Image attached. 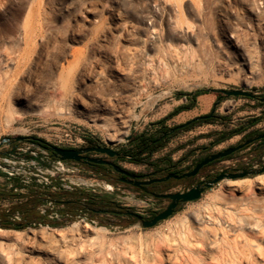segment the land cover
<instances>
[{"label":"rangeland","instance_id":"obj_1","mask_svg":"<svg viewBox=\"0 0 264 264\" xmlns=\"http://www.w3.org/2000/svg\"><path fill=\"white\" fill-rule=\"evenodd\" d=\"M127 47L138 48L148 55L149 60L144 65L132 69L129 80L132 85H145L146 91L137 98L136 108L129 110V130L111 140L116 135L113 121L94 123L74 106L62 108L48 86V79L54 62L71 52L70 69H85L81 76L84 81L75 86V94L92 100L94 86L90 79L96 71L116 78L111 67L116 64L124 67L119 52ZM7 56L14 59L0 63V76L15 84L22 82L27 91L18 98L10 95L8 88H0V143L6 137L36 136L53 146L80 148L92 140L98 146L121 152L132 135L152 130V123L167 117L175 107L186 102V99L177 100L176 92L198 89H241L254 97H227L212 91L200 96L195 109L177 115L166 124L172 128L179 126L208 114L215 107V114L228 118L227 124L199 123L180 129L157 157L170 155L177 162L188 151L197 149L192 157L179 164L178 169L185 170L199 157L240 144L249 135L264 133V118L254 123L264 116V104L258 100L264 98V0H0V60ZM40 56L44 59L41 63ZM219 96L223 98L220 104ZM244 126L247 129L243 133L211 146L221 132ZM28 145L24 141L19 144L24 148ZM12 148V144L4 143L0 157ZM29 158L26 157L28 163L24 167L15 165L23 172L18 178L28 181L29 188L47 190L48 185L42 183L38 171L40 168L45 172L43 176L50 177L54 173L59 186L65 182L77 184L75 189L114 200L142 216L148 217L167 204L166 200L145 196L133 187L113 184L96 171L73 162L66 161L65 170H60L56 169L58 159L41 166V159L33 164ZM118 165L140 175L151 173L147 166L122 159L118 160ZM263 165L264 142H256L215 163L194 179L164 189L171 193L182 192L225 169L230 172L258 170ZM259 175L264 173L241 179ZM82 180L91 184L85 185ZM226 181L205 190L199 200L180 205L172 217L151 229L143 228L140 221L129 215H92L79 205L69 208L45 202L37 211L42 216L48 213L51 223L32 224L23 230L0 228V252L10 254L15 264H24L28 257L38 258L37 253L28 251L29 244L47 243L72 252L80 264H120L130 259H133L131 264H144L147 252L152 253L153 245L161 241L174 245L177 255L173 264H214V249H195L201 237L194 222L197 215L207 216L213 212L219 206V199L229 194ZM13 183L0 174V189L9 190ZM105 184L114 190L108 191ZM29 188L18 193L26 197ZM50 192L55 193V190ZM25 197L0 200V206L9 209ZM259 197L264 198V194ZM243 208L248 209L246 214L253 215L252 221L264 215L263 210L255 206ZM16 217L23 219L21 213H14L9 219L20 222ZM37 222L43 223L40 219ZM75 223L77 226L73 227ZM89 229L95 235H88L86 230ZM189 229L194 235L191 249L181 243ZM61 231L68 240L65 245L56 237ZM257 237L264 239L262 235ZM85 250H90L88 256ZM41 260L42 264H57L44 255Z\"/></svg>","mask_w":264,"mask_h":264},{"label":"bare ground","instance_id":"obj_2","mask_svg":"<svg viewBox=\"0 0 264 264\" xmlns=\"http://www.w3.org/2000/svg\"><path fill=\"white\" fill-rule=\"evenodd\" d=\"M72 54L70 52L63 58H58L50 69L48 86L53 96L59 99L62 108L74 106L82 114L90 117L94 123L108 124L113 121L116 135L111 140H116L115 137L126 133L130 122L129 110L136 108L137 98H140L146 91L145 85H132L129 80L133 74L132 69L144 65L149 60L148 55L138 48H122L119 56L124 62V67L120 64L111 67L117 75L114 79L96 71L90 79L94 86L93 98L90 100L75 94V86L84 81L82 77L85 69L82 68L79 71L70 69L72 62L69 57ZM13 59L7 56L6 59L0 60V63H9ZM42 61H44L43 57L39 62ZM35 69H37V64ZM0 88H8L10 95L18 98H21L22 94L27 91V87L22 82L15 84L1 76ZM64 169V165L61 164L60 170ZM226 180L225 186L229 194L219 199V206L213 212L207 216L197 215L195 218L194 223L201 237L200 242L196 241L199 247L195 249L197 251L214 249L216 252L213 258L214 264H264V239L261 241L257 237L264 236V215L262 218L259 217V220L252 221L253 215L246 214L248 209H241L242 206L250 205L264 212V198L259 197V194H264V175L241 180ZM82 183L91 184L86 180H82ZM104 187L108 191L111 190L107 184ZM238 193L241 195H237ZM224 204L227 207L223 208ZM76 226L77 224L73 225V227ZM190 230L181 240V243L187 245L189 249L194 244L192 239L194 235ZM86 232L88 235H95L91 229ZM41 235L45 236L44 231H41ZM56 237L63 245L68 242L64 231L59 232ZM153 246L152 253L147 252L143 258L144 264H173L177 255L173 244L158 241ZM27 247L30 253H37L38 258L28 257L24 264H42V255L57 264H80L72 252L60 249L58 245L31 243ZM84 253L88 256L90 250H85ZM129 261L120 264L133 263V259ZM0 264L15 263L10 254L0 252Z\"/></svg>","mask_w":264,"mask_h":264},{"label":"trees","instance_id":"obj_3","mask_svg":"<svg viewBox=\"0 0 264 264\" xmlns=\"http://www.w3.org/2000/svg\"><path fill=\"white\" fill-rule=\"evenodd\" d=\"M206 94H209L208 89H198L194 92H187V91L176 92L175 98L177 100L186 99V102L175 107L174 110L167 117L152 123L151 124L152 130L143 131L141 133L132 135L129 138V142L127 146L121 149L120 159L133 163L135 165H144L149 167V169H151V173L145 176L159 175V174L166 176L170 173L182 174L184 172L191 171L197 163H199L205 157L210 155L199 157L191 168L185 170H179L178 169L179 164L183 161H186L188 158L192 157L196 153L197 149L188 151L185 154V156L177 162H175L170 155H163L161 157H157V155L168 146L172 136H174L175 133L178 132L180 129L182 130L189 129L199 123L213 124L219 122L221 124H227L228 118H226L225 116H220L218 114H215L214 110L216 109V107L208 114L200 116V119H198L197 117L173 128L169 127L166 124L168 120L176 117L177 115L195 109L197 107L198 98ZM238 98H242V97H238ZM221 99H223L222 96H219L220 101L218 102V104L222 102ZM258 100H261L262 101L261 104H264V98L263 99L259 98ZM262 118H264V116H261L260 118L254 120V123H257ZM246 129H247L246 126H244L238 128L237 130H231L229 132H221L219 136L214 141L211 142V146H216L226 141L227 139L233 137L234 135L241 134L244 131H246ZM261 134L263 133H258L254 136L249 135L246 138H244L242 143L249 140L252 137H257ZM255 140L257 139L255 138ZM23 141L32 143L48 151H49V146H51V144L36 136L24 137ZM261 142H264V140H261ZM20 143L21 142L16 140L9 142V144L13 145V148ZM254 143L247 145L243 149L249 147ZM89 144L98 146L92 140H89ZM235 153L231 154L226 158L208 164L207 166L201 169L200 173H202L205 169L211 167L215 163L230 158ZM107 171L108 170L106 166H101L100 169L96 170V172L101 176L102 179L111 182L109 180L110 176L108 175ZM194 178L195 177L184 178L180 181L171 179L170 182L172 183H170V185L186 180H192ZM46 194H48V196L52 199V201L56 203L64 204L69 208H73L74 206L79 205L82 207L83 210L90 211L92 215L110 214L112 216H119L115 211V209L118 208L125 210V214L123 215H127L126 212L130 211V208L121 206L118 202L114 200H111L109 198L100 195L92 194L86 190L75 189L74 192L61 190L55 193H50L48 189L40 190V188H34L32 186L29 188V195L25 197V196H21L20 193L15 192L13 189H9V190L0 189V200L21 199L24 197L26 198L25 200H18L16 203H13L9 209H4L0 206V228L4 230H23L27 226L32 224H34L35 226H39L41 224L49 225L51 221L48 218V213L42 216L37 211V207L44 203L46 199L44 195ZM155 212L156 211H153L151 214ZM14 213H21L23 219L20 222L11 221L9 219V216L13 215ZM73 218H75V216H73ZM39 219L42 220L43 223L37 222V220Z\"/></svg>","mask_w":264,"mask_h":264},{"label":"water","instance_id":"obj_4","mask_svg":"<svg viewBox=\"0 0 264 264\" xmlns=\"http://www.w3.org/2000/svg\"><path fill=\"white\" fill-rule=\"evenodd\" d=\"M208 91L222 93L223 95L227 97H231V96L254 97V95L251 92H248L246 90H241V89H233V90L208 89ZM198 119H200V117H198ZM256 139L257 140L264 139V133L257 136ZM11 140H12L11 137L4 138L3 141L0 143V147L4 143H9ZM13 140L21 142L24 140V137H15L13 138ZM253 141L254 139H249L241 144H238V145L226 148L220 152L211 154L210 156L205 157L202 161L197 163L191 171L184 172L182 174L170 173L162 178H155V179L147 180L145 182H135V183H133L132 181H129V182L133 183L135 186H142V185H151L153 183H158V182H164L170 179L180 180L184 178L196 177L200 173L201 169L207 166L208 164L230 156L231 154L253 143ZM49 149L54 152L53 156L59 157L61 161H80L81 159H86L88 162L94 163V164L111 165L113 166L115 171L123 173L125 175H130L128 171L122 169L121 167L117 165L112 164L111 162L107 160L97 159V158H87V157L82 156V153L93 152V151L97 153H101V154H106L109 157L118 156L119 152L109 147L96 146V147L89 148V149H64L61 147L51 145L49 146ZM256 173L258 174L264 173V165L258 170L243 169L237 172H230L229 169H225L221 171L218 175H216L214 178L202 180L199 184H197L196 186L188 190H185L182 192L171 193V194L158 195L157 197L171 200V203L167 206L165 210L157 213L151 219H143L142 215L132 212V211H127L126 214L140 220L143 228L151 229V228L156 227L159 223L172 217L175 214V211L179 204H186L189 202H194V201L199 200L202 194L205 192V190L212 188L213 185L218 184L224 179L236 180V179L245 178L249 175H253ZM132 176L135 177V175H132Z\"/></svg>","mask_w":264,"mask_h":264},{"label":"flooded vegetation","instance_id":"obj_5","mask_svg":"<svg viewBox=\"0 0 264 264\" xmlns=\"http://www.w3.org/2000/svg\"><path fill=\"white\" fill-rule=\"evenodd\" d=\"M255 138L256 137L250 138V139H254L253 143L254 142H259L260 143L261 140H264V139L255 140ZM12 141L13 140H11L10 142H12ZM93 147H96V145H92V144L88 143V144H86V145H84V146H82L80 148H69V147H61V148H64V149H89V148H93ZM49 153L54 159H59V157H54L53 156L54 152L51 151L50 149H49ZM82 156L87 157V158L104 159V160H107V161L111 162L114 165L119 166L118 165V160L121 158V152H119L118 156H114V157H109L106 154H101V153H97V152H94V151L93 152L82 153ZM69 162L76 163V164L81 165L84 168H87V169L92 170V171H96V170L100 169L101 166H106L107 170H108L107 173L110 176L109 180L113 184H117L118 183V184L127 185V186L135 188L139 192L143 193L145 196H149V197H153V198H156V199H162V200H166L167 201V204H166V206L164 208L156 211L155 213L151 214L148 217L142 216L143 219H151V218H153L157 213L165 210L167 208V206L171 203V200H169V199L157 197L158 195L171 194V192L167 191L168 189H164V188L168 187L170 185V183H172V182H170L171 179L168 180V181H164V182L153 183L151 185L135 186L133 184L135 182H145L147 180L164 177L161 174L145 176V175H140V174H136V173L130 172V171L124 169L122 166H119L122 169H124V170H126V171H128L130 173V175H125L123 173L115 171L113 166H111V165L94 164V163L88 162L86 159H81L80 161H69ZM132 175H135V177H133ZM207 179H212V176H208ZM174 180H176V179H174ZM180 180H182V179H180ZM180 180H176V181H180ZM129 181H132L133 183H130ZM201 181L202 180H199L197 183L192 184L190 187L185 188L183 191L188 190V189L196 186ZM180 205H182V204H179L178 207ZM115 211L117 212L118 215L125 214V210H123L121 208L115 209ZM138 221H140V220H138Z\"/></svg>","mask_w":264,"mask_h":264},{"label":"built area","instance_id":"obj_6","mask_svg":"<svg viewBox=\"0 0 264 264\" xmlns=\"http://www.w3.org/2000/svg\"><path fill=\"white\" fill-rule=\"evenodd\" d=\"M29 143V142H26ZM29 156L30 160L32 161L33 164L37 163V159H41L42 165L44 163H50V161H54L55 159L49 155V151L40 148L39 146H36L32 143H29V145L24 148L22 146H19V144L12 148V151L9 152L8 154L3 155L2 157H0V174H3L8 180L13 181L14 183L10 185V189H13L15 192H21L22 190H25L26 188H29L27 185L29 184L28 181L26 180H22L21 178H18V176L20 175L19 169H16L15 165L18 163L20 164L21 167H24L25 165H27L28 162H26V157ZM41 157V158H39ZM66 161H61L60 159H58V161L56 162V164L58 165L56 167V169L60 168V165L65 163ZM65 170V169H64ZM38 171L41 173V177L43 179V182L45 185L47 186V189L49 191L55 190V192L64 190V191H72L75 189V185L74 183H62L59 184L57 183V179L53 178L55 176L54 173L51 174V178L48 176H43L45 175V172H43V170H41L40 168L38 169ZM18 183V185H17ZM109 187H111L110 191H113V187L111 185H108ZM51 193V192H50ZM44 197L46 198L44 203L47 202L49 204L52 203H56L54 201H52V199L48 196V194L44 195ZM19 221L20 218H17ZM86 219V218H85ZM12 221H15L14 219H11Z\"/></svg>","mask_w":264,"mask_h":264}]
</instances>
